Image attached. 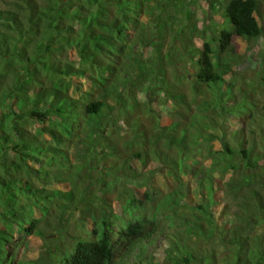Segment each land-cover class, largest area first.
I'll return each mask as SVG.
<instances>
[{"label":"trees","instance_id":"trees-1","mask_svg":"<svg viewBox=\"0 0 264 264\" xmlns=\"http://www.w3.org/2000/svg\"><path fill=\"white\" fill-rule=\"evenodd\" d=\"M206 1L210 34L197 0H0V264H264V0Z\"/></svg>","mask_w":264,"mask_h":264},{"label":"rangeland","instance_id":"rangeland-1","mask_svg":"<svg viewBox=\"0 0 264 264\" xmlns=\"http://www.w3.org/2000/svg\"><path fill=\"white\" fill-rule=\"evenodd\" d=\"M190 7H191V10L195 13V18H197L202 23V25L204 24L205 28H207L208 34H210L211 31H213L217 28V25H219V23L221 21V15L218 11H215V12L212 11L209 8V5H208L206 0H197V2L194 4H191ZM201 44H202L201 40H196L197 46L201 47ZM236 45H237V50L239 53H244L246 55L252 54L251 50L247 47V45L243 44L239 39L236 40ZM262 49H263V44L259 43L255 52L260 53V51ZM250 57L251 58H249V57L245 58L246 64H243V65L241 64V68H240L241 74L245 73V77L242 79L240 76L238 80L243 85L245 84L243 82V80L248 82V83H253V80L257 79L255 77V74H256V70L259 67L258 65L260 64L261 61H258L259 59H254L255 58L254 55H252ZM255 86H256V88H258L259 94L261 96H264V88H261L260 85H258V83H255ZM157 98H156V101L153 102L152 108H154L156 106L162 107V105L159 104L160 101L157 100ZM142 117L147 119L146 122H149L147 115L146 116L142 115ZM149 124H148V126H149ZM124 130H125V128H124ZM121 133H123V130H121ZM153 164H155V163H153ZM100 168L101 169L104 168L105 171H104V173H102L103 176L101 178H99V180L101 179V181L96 182L94 184V186L97 187V186L101 185L100 188H103V191L101 193V198H106L108 203L112 204V206H116L117 202H116V199L114 197L116 194L120 193V190H121L120 187L121 186H120V184H118V182H116L113 185L109 184L111 176L107 175L109 173L107 172V165L106 164H101V165L99 164V169ZM153 175H154L155 186L157 188L158 187H160V188L164 187V178L165 177L161 176L157 172ZM97 178L98 177H96V179ZM105 179H106V182H105ZM141 190H139L138 192H141ZM16 238H18L17 235H16ZM24 241H28V244L27 245L24 244L19 248V250H18V257L19 258H23L25 256H27L28 258H31L33 256V254L42 251L44 247L48 246V243H45L44 240L38 239L36 237H28V238H25ZM24 260H27V259H24Z\"/></svg>","mask_w":264,"mask_h":264}]
</instances>
